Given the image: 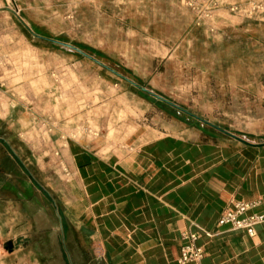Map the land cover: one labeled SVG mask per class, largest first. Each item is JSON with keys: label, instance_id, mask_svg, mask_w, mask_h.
Here are the masks:
<instances>
[{"label": "rangeland", "instance_id": "rangeland-1", "mask_svg": "<svg viewBox=\"0 0 264 264\" xmlns=\"http://www.w3.org/2000/svg\"><path fill=\"white\" fill-rule=\"evenodd\" d=\"M4 91L14 108L25 99L38 114L25 135L18 121H0V139L14 151L6 155L0 143L6 229L17 222V192H28L17 156L42 182L59 186L68 174L58 163L44 169L55 129L110 145L196 127L198 118L264 133V0H0L6 99ZM24 141L30 162L17 152ZM5 239L0 232V252Z\"/></svg>", "mask_w": 264, "mask_h": 264}, {"label": "crops", "instance_id": "crops-1", "mask_svg": "<svg viewBox=\"0 0 264 264\" xmlns=\"http://www.w3.org/2000/svg\"><path fill=\"white\" fill-rule=\"evenodd\" d=\"M4 95L0 121H18L25 135L38 114L27 100L19 98L14 108L8 91ZM195 126L181 124L126 145L55 129L43 152L50 160L46 166L38 161L44 169L63 165L68 174L59 186L42 182L15 158L28 192L16 194L21 204L14 226L0 227L3 247L12 242V250L0 252V264H178L184 231L196 233L203 250L188 264H264V222L252 236L217 225L234 201L259 199L254 211L264 214V133L243 134L204 118ZM0 143L6 155L14 153ZM26 145L18 144L17 152L24 154ZM3 174L10 176L7 169Z\"/></svg>", "mask_w": 264, "mask_h": 264}, {"label": "built area", "instance_id": "built-area-1", "mask_svg": "<svg viewBox=\"0 0 264 264\" xmlns=\"http://www.w3.org/2000/svg\"><path fill=\"white\" fill-rule=\"evenodd\" d=\"M230 9L233 10V7ZM259 204V199L234 201L230 207L220 214L217 225H228L233 230H243L247 235L252 236L255 233V225L264 222V214L254 211ZM203 233L207 237L212 236L211 232L203 231ZM197 237L196 233L182 232L185 243L180 247L176 258L178 264L194 263L202 258V247L195 244Z\"/></svg>", "mask_w": 264, "mask_h": 264}, {"label": "water", "instance_id": "water-1", "mask_svg": "<svg viewBox=\"0 0 264 264\" xmlns=\"http://www.w3.org/2000/svg\"><path fill=\"white\" fill-rule=\"evenodd\" d=\"M59 44H60L61 46H63V47H66V48L70 49V50H73V51H75V52H77V53H79V54H81V55H83V56H85V57H88V58L91 57L88 53H86L84 50H82L81 48H79V47H77V46H74V45L69 44V43H63V42H59ZM95 61L101 64V62H99L98 60H95ZM107 68H108V67H107ZM108 69H110V68H108ZM110 70L114 72V70H112V69H110ZM142 90H143V91H146V92H148V93H150V94H153L157 99L164 100V101L168 102V101H167L166 99H164L162 96H160V95H158V94H155V93H153L152 91H149L148 89H146V88H144V87H142ZM4 248H5L6 250H9V251L12 250V242H10V241H9V242H6V243L4 244Z\"/></svg>", "mask_w": 264, "mask_h": 264}]
</instances>
